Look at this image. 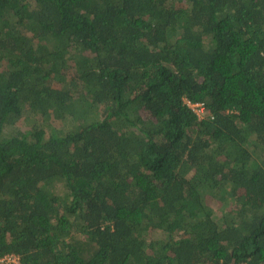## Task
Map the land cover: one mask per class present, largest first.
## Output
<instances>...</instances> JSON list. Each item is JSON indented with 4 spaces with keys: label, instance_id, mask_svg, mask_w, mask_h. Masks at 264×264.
<instances>
[{
    "label": "trees",
    "instance_id": "trees-1",
    "mask_svg": "<svg viewBox=\"0 0 264 264\" xmlns=\"http://www.w3.org/2000/svg\"><path fill=\"white\" fill-rule=\"evenodd\" d=\"M0 264H264V0H0Z\"/></svg>",
    "mask_w": 264,
    "mask_h": 264
},
{
    "label": "built area",
    "instance_id": "built-area-1",
    "mask_svg": "<svg viewBox=\"0 0 264 264\" xmlns=\"http://www.w3.org/2000/svg\"><path fill=\"white\" fill-rule=\"evenodd\" d=\"M188 106L195 112L199 117H202L205 114V108L201 104H195L190 101H187ZM14 261H17L16 258H13Z\"/></svg>",
    "mask_w": 264,
    "mask_h": 264
},
{
    "label": "rangeland",
    "instance_id": "rangeland-1",
    "mask_svg": "<svg viewBox=\"0 0 264 264\" xmlns=\"http://www.w3.org/2000/svg\"><path fill=\"white\" fill-rule=\"evenodd\" d=\"M31 114H32V113H31ZM33 114H34V113H33ZM33 114H32V115H33Z\"/></svg>",
    "mask_w": 264,
    "mask_h": 264
},
{
    "label": "clouds",
    "instance_id": "clouds-1",
    "mask_svg": "<svg viewBox=\"0 0 264 264\" xmlns=\"http://www.w3.org/2000/svg\"><path fill=\"white\" fill-rule=\"evenodd\" d=\"M17 261H18V259H17Z\"/></svg>",
    "mask_w": 264,
    "mask_h": 264
}]
</instances>
